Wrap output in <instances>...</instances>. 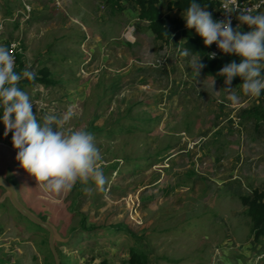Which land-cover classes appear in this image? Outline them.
Returning a JSON list of instances; mask_svg holds the SVG:
<instances>
[{
	"label": "rangeland",
	"instance_id": "374dc122",
	"mask_svg": "<svg viewBox=\"0 0 264 264\" xmlns=\"http://www.w3.org/2000/svg\"><path fill=\"white\" fill-rule=\"evenodd\" d=\"M138 14L135 0H0V45L53 81L23 88L34 114L72 106L66 127L94 134L106 183L45 192L2 122L0 176L54 229L60 264H127L132 247L149 264H264V238L254 241L241 202L264 189V112L250 113L264 108V90L235 87L229 101L219 80L195 77L181 37L161 44ZM0 264H57L48 230L1 186Z\"/></svg>",
	"mask_w": 264,
	"mask_h": 264
},
{
	"label": "clouds",
	"instance_id": "9594fccd",
	"mask_svg": "<svg viewBox=\"0 0 264 264\" xmlns=\"http://www.w3.org/2000/svg\"><path fill=\"white\" fill-rule=\"evenodd\" d=\"M220 9L228 14L239 9L236 15L239 23L233 27L230 15L223 20L213 19L207 6L198 0H189L182 16L186 27L194 28L205 46L215 43L223 53L239 58L225 63L217 73L224 78V88L220 91L226 98L237 102L232 87L237 77L245 95L258 97L264 90V12L253 13L249 7H241L238 0H226ZM241 25H247L249 30L242 31ZM177 52L181 57H189L188 67L196 77L204 67L201 57L197 58L188 48L178 47ZM214 55L210 53L211 57ZM25 78L34 80L35 73L27 66L15 70L14 57L8 48L0 45V122L4 136L12 134L20 166L47 193L68 192L77 181L85 186L89 181L94 186H103L106 177L99 166L102 155L94 134L66 127L75 115L72 106L61 114L46 112L38 120L29 92L18 87V82ZM84 190L91 191L89 187Z\"/></svg>",
	"mask_w": 264,
	"mask_h": 264
},
{
	"label": "trees",
	"instance_id": "16d2710c",
	"mask_svg": "<svg viewBox=\"0 0 264 264\" xmlns=\"http://www.w3.org/2000/svg\"><path fill=\"white\" fill-rule=\"evenodd\" d=\"M117 1L118 0H107V3L113 5L117 3ZM163 1L167 2L169 10L176 9L177 11L181 12V14L189 4V0H135V5L139 11L138 18L148 22L149 30L161 44H168L170 40L174 38V34L176 33L175 39L181 37L182 40H184V46L188 48L190 52H195L197 58L201 57V63L204 65V67L200 69L202 73L207 76L214 77L215 79L219 80L222 85H224V78L217 75L218 70L225 63H228L232 60H238L239 58L235 55H228L223 52L217 59L210 58V46H205L203 44L202 38L196 34L194 28L189 29L186 27L182 15L179 18L173 19L170 17H163L161 15L159 4ZM198 2H200L202 6H207V10L211 14L214 12L216 4L210 0H198ZM25 66L24 60L20 55H18L15 70L19 71ZM240 82L241 81L239 77L234 78L232 86L239 87ZM35 83H42L46 85L52 84L53 81L49 77V70L46 68L41 69L38 74H35L34 80H28L26 78L20 80L18 82V87L23 89L24 87L34 85ZM260 111L264 112V108H257L255 111L249 112L251 114L254 112L256 115L260 116L262 115ZM241 202L247 208L246 213L250 218L251 234L253 239L255 242L259 241V239L264 238V189L261 190L257 188L252 190L251 194L241 196ZM30 222L34 223L31 220ZM82 223H84V221H82ZM81 229L85 233L97 231V228L93 226H83ZM127 264H149V257L144 250L132 247L129 251V259L127 260Z\"/></svg>",
	"mask_w": 264,
	"mask_h": 264
},
{
	"label": "built area",
	"instance_id": "2783aa9c",
	"mask_svg": "<svg viewBox=\"0 0 264 264\" xmlns=\"http://www.w3.org/2000/svg\"><path fill=\"white\" fill-rule=\"evenodd\" d=\"M210 1L213 2L214 4H216V8L214 9V12H213V19L223 20V19H225L226 16L230 15V18L232 20V26L234 27L237 24L238 19H236V15H237V12L239 11V9H237L236 11H234L231 14H228L227 12L220 9L221 4L223 2H226V0H210ZM238 2L240 3L241 7H244V6L249 7L253 13H256L258 11L264 12V0H238ZM29 11H30L29 9L26 10V12H28V13H29ZM20 15L25 16L26 13L24 12V13H21ZM2 29H3V26H2V24H0V31ZM8 50L10 51V54L14 57L15 67H16V65H17V53L15 50V45L10 46ZM210 53H214L215 55L211 57ZM221 53H222V51L217 48L215 43L210 45V50H209V57L210 58L217 59L221 56Z\"/></svg>",
	"mask_w": 264,
	"mask_h": 264
},
{
	"label": "water",
	"instance_id": "95a60500",
	"mask_svg": "<svg viewBox=\"0 0 264 264\" xmlns=\"http://www.w3.org/2000/svg\"><path fill=\"white\" fill-rule=\"evenodd\" d=\"M0 186L3 187L7 191L12 205L21 214H23L29 220L33 221L38 226H41V227L45 228L46 230H48V232L50 234V246H51V249H52L53 254H54L55 258H56L57 264H60L59 256H58V254H57V252H56V250L54 248V238H55L54 229L51 226H49L48 224H46L45 222L39 220L31 212H29L24 206L21 205V203L17 199L16 191H15L14 186L7 179L3 178L2 176H0Z\"/></svg>",
	"mask_w": 264,
	"mask_h": 264
},
{
	"label": "crops",
	"instance_id": "0c3cea01",
	"mask_svg": "<svg viewBox=\"0 0 264 264\" xmlns=\"http://www.w3.org/2000/svg\"><path fill=\"white\" fill-rule=\"evenodd\" d=\"M164 2L166 3V4H165V5H166V10H165V12H164L163 10L160 9V4H159V9H160V11H161V15H162L163 17H170L171 19L181 17V15H182L181 12L177 11L176 9L169 10L166 1L161 2V4L164 3ZM212 17H213V13H212ZM238 23H239V21L237 22V24H238ZM237 24H236V25H237ZM236 25H235V26H236ZM235 26H234V27H235ZM241 30H242V31H247V30H249V29H248V26H247V25H241Z\"/></svg>",
	"mask_w": 264,
	"mask_h": 264
}]
</instances>
